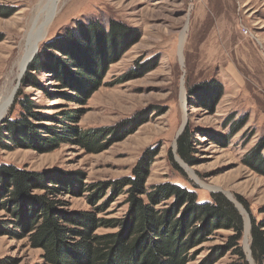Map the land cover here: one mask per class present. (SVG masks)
Instances as JSON below:
<instances>
[{"label":"rangeland","instance_id":"obj_1","mask_svg":"<svg viewBox=\"0 0 264 264\" xmlns=\"http://www.w3.org/2000/svg\"><path fill=\"white\" fill-rule=\"evenodd\" d=\"M42 3L0 0V98L17 83V61ZM59 7L34 59L40 54L44 60L47 43L70 30L78 33L80 25L97 24L106 33L113 23L125 29L116 32L111 43L104 41L103 47L110 51L104 55L109 65L101 85L84 103L69 101L63 96L71 91L61 88L56 74L44 67L32 71L33 84H23L27 69L0 128L6 119H19L22 109L15 102L21 90L19 98L32 100L37 113L44 116L31 120L34 125L65 127L68 122H61V111L75 109L84 112L74 125L84 132H103L96 138L98 143L93 142L94 151L69 140L47 151L45 145L38 149L10 142L9 148L0 147V164L38 172L58 169L63 177L81 174L79 194L58 197L70 209L92 210L96 206L88 201L91 187L129 176L144 155L153 153L146 182L149 190L173 182L195 190L202 202L211 200V193H222L245 211L237 207L244 217L238 244L244 257L235 247L228 250L234 231L220 228L190 250L187 264H202L215 253L220 256L213 264H244L245 260L257 264L249 250L252 217L264 219V167L250 157L257 151L264 157V0H61ZM45 51L65 57L50 47ZM187 127L195 139L192 163L177 151L179 134ZM42 131L38 129L37 137L52 136ZM110 193L108 189L97 205ZM127 199L124 190L99 216L123 219L129 208ZM172 199L158 207L169 208ZM10 218L0 208L3 225ZM118 227L98 232H114ZM43 251L31 246L28 237L0 234V264H44Z\"/></svg>","mask_w":264,"mask_h":264},{"label":"trees","instance_id":"obj_2","mask_svg":"<svg viewBox=\"0 0 264 264\" xmlns=\"http://www.w3.org/2000/svg\"><path fill=\"white\" fill-rule=\"evenodd\" d=\"M116 24L113 23L108 33L97 24L92 27L80 25L78 33L70 30L65 36L47 43L42 54L44 60L37 55L22 83L33 84L32 71L44 67L56 74L61 88L71 91L64 98L84 103L101 85L109 65V59L104 55L110 50L103 47L104 41L111 43L110 40L116 39V32H126ZM130 43L131 40L127 44ZM49 47L65 57L46 52ZM21 93L20 90L15 102L20 104L21 114L17 120H4L0 128V147L9 148L7 143L10 142L27 143L38 149L45 145L43 150L47 151L55 149L61 141L69 140L89 150L96 149L93 145L98 143L96 138L103 131L84 132L73 124L79 121L83 110H63L61 122H68L65 127L43 128L31 122L43 120L44 116L36 111L38 106L30 99L21 100ZM244 124H239L235 131ZM38 129H44L42 132L52 136L37 137ZM177 151L187 163L193 162L195 139L189 127L180 135ZM152 155H144L129 176L91 187L88 201L96 206L92 210L70 209L69 203L58 197L66 193L79 194L83 181L81 174H67L66 179L64 172L58 169L38 172L15 164H0V208L11 216L6 225L0 220V229L3 228L0 234L28 237L31 246L44 250V264H187L192 248L207 241L216 230L225 228L234 231L229 237L228 250L235 247L244 257L238 247L244 233V217L237 206L222 193H211V200L199 201L195 190L173 182L149 190L146 182ZM250 159L264 167V157L259 151ZM108 189H111V195L97 205ZM35 190L43 192L34 193ZM124 190L128 193L129 204L126 216L121 220L99 216V212L106 210ZM171 198L169 208L158 207ZM239 200L249 210L247 202L240 197ZM197 223H201L200 227H195ZM116 225L119 226L117 231L98 232L100 228ZM251 251L256 263L264 264V219L257 221L252 217ZM219 256L218 253L211 254L202 264H213ZM244 264L249 263L245 260Z\"/></svg>","mask_w":264,"mask_h":264},{"label":"bare ground","instance_id":"obj_3","mask_svg":"<svg viewBox=\"0 0 264 264\" xmlns=\"http://www.w3.org/2000/svg\"><path fill=\"white\" fill-rule=\"evenodd\" d=\"M60 1L61 0H43L42 5H39L42 6V8L39 10V13L37 12L38 14L33 20L31 28L26 34L23 52L20 54V57L17 61V83L24 76L28 64L30 63V61H32L33 57L37 53V48L39 47L40 42L47 36L48 26L51 19L54 18L56 10H58ZM17 83L14 86L8 87L0 98V121L8 112L11 104L14 101L15 93L17 92ZM184 93L185 92L183 91V95ZM191 174L196 178V176L192 172ZM248 238L249 230L247 228L244 239L246 248H248Z\"/></svg>","mask_w":264,"mask_h":264},{"label":"water","instance_id":"obj_4","mask_svg":"<svg viewBox=\"0 0 264 264\" xmlns=\"http://www.w3.org/2000/svg\"><path fill=\"white\" fill-rule=\"evenodd\" d=\"M37 51H38V48H37ZM35 57V56H34ZM34 57H33V59H34ZM32 59V60H33ZM31 62V61H30ZM27 69H28V67H27ZM27 71V70H26ZM20 83H21V81H19V83H18V87H19V85H20ZM17 87V88H18ZM17 91H18V89H17ZM17 93V92H16ZM16 93H15V96H16ZM183 128H185V126L183 127ZM182 133V132H181ZM181 133L179 134V136L181 135ZM178 136V137H179ZM236 206L241 210V212L242 213H244L245 211H244V208H242V206H241V204H239V203H236ZM250 251V255H251V250H249Z\"/></svg>","mask_w":264,"mask_h":264}]
</instances>
